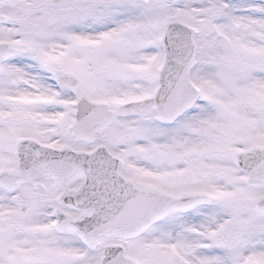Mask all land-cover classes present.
<instances>
[{
  "label": "snow or ice",
  "instance_id": "6c2138e0",
  "mask_svg": "<svg viewBox=\"0 0 264 264\" xmlns=\"http://www.w3.org/2000/svg\"><path fill=\"white\" fill-rule=\"evenodd\" d=\"M0 264H264V0H0Z\"/></svg>",
  "mask_w": 264,
  "mask_h": 264
}]
</instances>
